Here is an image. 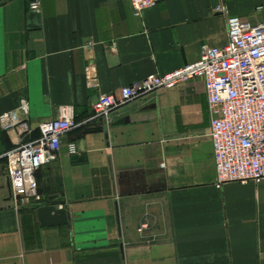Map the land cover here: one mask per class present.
<instances>
[{
  "label": "crops",
  "instance_id": "crops-1",
  "mask_svg": "<svg viewBox=\"0 0 264 264\" xmlns=\"http://www.w3.org/2000/svg\"><path fill=\"white\" fill-rule=\"evenodd\" d=\"M0 1V117L27 106L32 130L71 107L77 127L36 173L41 205L69 224L42 227L35 204L15 209L0 125V264H264V181L217 185L204 80L121 104L97 117L102 94L199 61L227 45V17L264 23V0ZM94 64L98 87L89 88ZM74 144L76 153L70 154Z\"/></svg>",
  "mask_w": 264,
  "mask_h": 264
},
{
  "label": "built area",
  "instance_id": "built-area-1",
  "mask_svg": "<svg viewBox=\"0 0 264 264\" xmlns=\"http://www.w3.org/2000/svg\"><path fill=\"white\" fill-rule=\"evenodd\" d=\"M38 11L41 0H28ZM112 2L119 0H110ZM136 14L161 0H122ZM217 12L226 13V0H219ZM228 43L224 47L203 45L199 61L163 76H151L120 90L102 94L94 104L97 117L109 115L121 104L145 97L156 90H169L188 81L204 80L211 118L210 137L214 147L217 185L264 181V23L253 24L228 16ZM89 88L98 87L94 64L87 67ZM27 106L0 117V125L14 136V147L5 155L7 175L15 209L42 203L36 173L58 159L64 136L77 127L71 107H61L60 117L41 123L39 137L23 142L32 132L25 114ZM70 154L76 153L74 144Z\"/></svg>",
  "mask_w": 264,
  "mask_h": 264
},
{
  "label": "water",
  "instance_id": "water-1",
  "mask_svg": "<svg viewBox=\"0 0 264 264\" xmlns=\"http://www.w3.org/2000/svg\"><path fill=\"white\" fill-rule=\"evenodd\" d=\"M5 3L7 0H0ZM8 189L11 195V186L8 181ZM62 202L52 201L49 205H37L38 216L42 227L62 226L69 224V217L65 209L61 208Z\"/></svg>",
  "mask_w": 264,
  "mask_h": 264
}]
</instances>
